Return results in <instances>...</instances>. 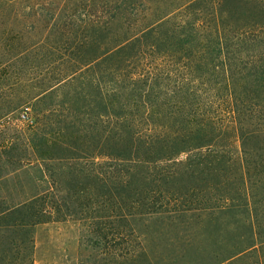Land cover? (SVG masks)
Here are the masks:
<instances>
[{"label": "trees", "instance_id": "1", "mask_svg": "<svg viewBox=\"0 0 264 264\" xmlns=\"http://www.w3.org/2000/svg\"><path fill=\"white\" fill-rule=\"evenodd\" d=\"M66 220L78 264H264V0H0V264Z\"/></svg>", "mask_w": 264, "mask_h": 264}, {"label": "rangeland", "instance_id": "2", "mask_svg": "<svg viewBox=\"0 0 264 264\" xmlns=\"http://www.w3.org/2000/svg\"><path fill=\"white\" fill-rule=\"evenodd\" d=\"M20 5L21 3L17 4L18 7ZM30 38L38 40L40 34L32 35ZM50 62L53 61L49 59L41 61L44 64ZM58 62L60 61L54 63ZM27 115L31 118L30 113L18 112L12 115L11 120L17 125L24 126L29 122V119H26ZM79 238V225L73 220L53 221L36 225L34 227L33 264H78Z\"/></svg>", "mask_w": 264, "mask_h": 264}]
</instances>
